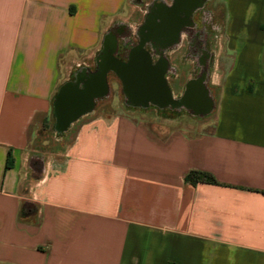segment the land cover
<instances>
[{"label":"crops","instance_id":"1","mask_svg":"<svg viewBox=\"0 0 264 264\" xmlns=\"http://www.w3.org/2000/svg\"><path fill=\"white\" fill-rule=\"evenodd\" d=\"M144 1L0 0V264H264V0H219L204 62L185 25L144 39L170 8ZM108 42L120 63L138 48L163 63L170 101L134 102L108 71L58 130L61 91L84 88ZM192 84L206 109L185 104Z\"/></svg>","mask_w":264,"mask_h":264},{"label":"water","instance_id":"2","mask_svg":"<svg viewBox=\"0 0 264 264\" xmlns=\"http://www.w3.org/2000/svg\"><path fill=\"white\" fill-rule=\"evenodd\" d=\"M201 3L202 0H177L175 6L171 8L159 6L154 16L159 22L156 24L153 17L148 20L144 39L156 36L164 43L175 40L180 28L186 25L188 16ZM112 50V44L108 42L99 70L85 81L82 90L75 85L63 88L56 103L59 129L65 128L72 119L90 109L93 99L105 92V75L108 71L114 72L122 79L126 93L134 102L154 101L165 104L170 101L162 81L163 63L152 67L148 55L140 48L132 52L128 63H120L113 59ZM185 104L193 109L207 108L199 84H192L189 87Z\"/></svg>","mask_w":264,"mask_h":264},{"label":"flooded vegetation","instance_id":"3","mask_svg":"<svg viewBox=\"0 0 264 264\" xmlns=\"http://www.w3.org/2000/svg\"><path fill=\"white\" fill-rule=\"evenodd\" d=\"M167 5L171 7L175 6L177 3V0H167L166 1ZM155 3H160V1L154 2ZM184 7H181L183 9ZM201 11V20H200V25L197 26L195 22L188 16V21L184 27V33L187 38V42L190 46V51L192 53V56L194 55L195 57L200 54L201 52V58L199 59L201 62H204L208 58V54L205 53L203 50L204 46L208 44L207 41V32L208 30L206 29L205 19L212 17V13L209 9L206 8V1L202 3L199 7H197L196 11ZM215 28V27H214ZM117 31H122L121 29H117ZM214 31V30H213ZM159 44V43H158Z\"/></svg>","mask_w":264,"mask_h":264},{"label":"rangeland","instance_id":"4","mask_svg":"<svg viewBox=\"0 0 264 264\" xmlns=\"http://www.w3.org/2000/svg\"><path fill=\"white\" fill-rule=\"evenodd\" d=\"M149 0H145L144 2H148ZM143 2V3H144ZM220 4H222V2H220L219 0H209L208 4L206 5V8L209 9L211 11V13L213 14L212 17L210 18H206L205 20V23L204 25H206V29L208 30L207 32V41H208V51H210L211 53H215V49H214V45L213 43L215 42H223L224 39H222L220 33H218L217 35L214 33L213 30H215L214 27H218V25L220 26V22L217 20L216 17H214L215 15V9L217 8L218 10H220V8L222 9V7H220ZM223 6V5H222ZM201 11H197L194 16H193V21L195 22V24L197 26L200 25V20H201ZM115 82L112 80L110 81V84H114ZM171 86H172V89L175 91L178 87V83L177 82H171ZM116 99V96H115V93H114V101ZM186 121V120H185ZM185 121H183V125L186 124L184 123ZM190 122H195L196 125H191V130H195L196 132H199V131H203V130H206L210 127L211 125V119L205 121V128H204V125L203 123H201L200 121L202 120H198V119H191L189 120ZM186 126V125H184Z\"/></svg>","mask_w":264,"mask_h":264},{"label":"trees","instance_id":"5","mask_svg":"<svg viewBox=\"0 0 264 264\" xmlns=\"http://www.w3.org/2000/svg\"><path fill=\"white\" fill-rule=\"evenodd\" d=\"M57 96H56L55 102L57 100ZM58 130H62V129H58ZM6 168H8L7 165H6ZM185 181L187 183L192 184V185H195L197 183L216 184L214 178L210 174L205 173V172H201V171H190L185 176ZM35 211L36 210L34 209V207H32V205L25 202V203H22V205L20 207L19 216H20V218L26 217L28 214L35 212Z\"/></svg>","mask_w":264,"mask_h":264}]
</instances>
